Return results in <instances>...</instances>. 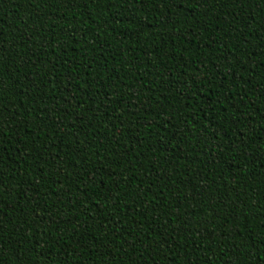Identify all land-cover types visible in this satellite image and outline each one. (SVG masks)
I'll use <instances>...</instances> for the list:
<instances>
[{
    "label": "trees",
    "instance_id": "1",
    "mask_svg": "<svg viewBox=\"0 0 264 264\" xmlns=\"http://www.w3.org/2000/svg\"><path fill=\"white\" fill-rule=\"evenodd\" d=\"M0 264H264V0H0Z\"/></svg>",
    "mask_w": 264,
    "mask_h": 264
}]
</instances>
